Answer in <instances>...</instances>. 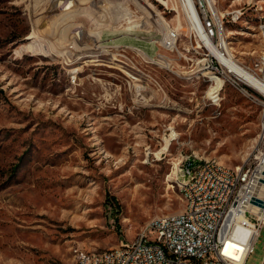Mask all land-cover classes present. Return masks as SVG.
Returning a JSON list of instances; mask_svg holds the SVG:
<instances>
[{"label": "rangeland", "instance_id": "rangeland-1", "mask_svg": "<svg viewBox=\"0 0 264 264\" xmlns=\"http://www.w3.org/2000/svg\"><path fill=\"white\" fill-rule=\"evenodd\" d=\"M195 1L239 63L264 56V0ZM180 3L0 0V264H75L180 212L187 157L253 160L261 104L205 68Z\"/></svg>", "mask_w": 264, "mask_h": 264}, {"label": "built area", "instance_id": "built-area-1", "mask_svg": "<svg viewBox=\"0 0 264 264\" xmlns=\"http://www.w3.org/2000/svg\"><path fill=\"white\" fill-rule=\"evenodd\" d=\"M197 11L215 44L219 16L202 5ZM173 37L169 34L167 43ZM201 41L210 56L205 68L224 80H236L240 89H250V96L261 104L264 128V56L254 64H240L244 69L241 74L232 69L230 59L228 63L221 61L210 51L208 42ZM222 55L227 56L224 51ZM259 148L261 162L255 174H248L249 161L224 170L214 166L213 157L204 158L202 164L187 157L174 179L185 203L180 212L151 218L141 233L105 248V256L78 248L75 264H245L264 228V142Z\"/></svg>", "mask_w": 264, "mask_h": 264}, {"label": "bare ground", "instance_id": "bare-ground-1", "mask_svg": "<svg viewBox=\"0 0 264 264\" xmlns=\"http://www.w3.org/2000/svg\"><path fill=\"white\" fill-rule=\"evenodd\" d=\"M160 1L163 4L168 5L170 0H160ZM207 1L209 2V0H207ZM180 2H181L180 4L182 5V7H183V9H184V11L186 13L187 18L190 20V22L192 24V28H193L194 32L197 34L199 39H205L208 42V47H209L210 51L215 56H218L219 59H221V61H223L225 63H228L229 62L228 59H230V61H231L230 66L232 67V69L236 70L237 72H239L241 74H244V69L240 65L241 63H239L234 58V56L232 55L233 53L231 52L230 47L228 45V42L226 41V39L224 37L223 25L221 24L222 17H220V15H219V18L217 17V23L219 25V34L221 36V41L216 43V45H215V44L211 43L210 38L206 34L205 29H204L202 23L200 22V19H199V16H198L196 2L194 0H180ZM210 8L212 9V7H210ZM239 16H240V14L232 15V19L236 20V19L239 18ZM215 25H216V22H215ZM27 37H33V34H29V35H27ZM222 51H224L226 53V55H227L226 57H223ZM72 70H73V72H79V70H81V67L80 66H75V67H73ZM229 81L235 87L240 88V85H238V83H236V80H229ZM241 89L247 92L248 88H241ZM171 137L170 138H166L165 145L160 149V151H163V150L166 151L168 149V147H169V145L171 143L170 142L171 141ZM259 142L260 143L264 142V128H262V124L260 126ZM160 151L157 152V155H159ZM199 158H195V164H202L203 163V159H199ZM184 162H185V160L183 162H181L180 164H182ZM260 162H261V155H260V148L258 147L256 154H254L253 160H250L249 163H248V174H255L256 170H257V166H258V164H260ZM214 166H216V168H218V169H224V170H232L233 169V167H230V166L224 164L223 162H221V161H219L218 159H215V158H214ZM138 233H141V229L139 230ZM237 247H240V246H237ZM95 256H105V250L95 251Z\"/></svg>", "mask_w": 264, "mask_h": 264}]
</instances>
